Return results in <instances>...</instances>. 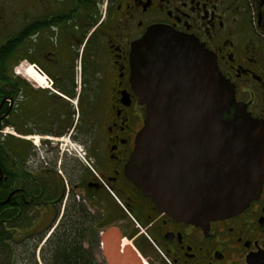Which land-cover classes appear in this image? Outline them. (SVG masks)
<instances>
[{
  "label": "flooded vegetation",
  "instance_id": "1",
  "mask_svg": "<svg viewBox=\"0 0 264 264\" xmlns=\"http://www.w3.org/2000/svg\"><path fill=\"white\" fill-rule=\"evenodd\" d=\"M13 1L0 120L12 128L0 129V227L11 240L0 241V264L41 258L57 227L62 241L91 247L97 264H264V180L239 212L191 221L160 209L126 174L146 112L131 49L151 26L202 43L264 125V0Z\"/></svg>",
  "mask_w": 264,
  "mask_h": 264
},
{
  "label": "water",
  "instance_id": "2",
  "mask_svg": "<svg viewBox=\"0 0 264 264\" xmlns=\"http://www.w3.org/2000/svg\"><path fill=\"white\" fill-rule=\"evenodd\" d=\"M131 81L146 112L126 174L185 220L245 208L264 180V125L237 101L213 54L154 25L132 44Z\"/></svg>",
  "mask_w": 264,
  "mask_h": 264
},
{
  "label": "trees",
  "instance_id": "3",
  "mask_svg": "<svg viewBox=\"0 0 264 264\" xmlns=\"http://www.w3.org/2000/svg\"><path fill=\"white\" fill-rule=\"evenodd\" d=\"M11 44L12 40L9 37L5 43L0 45V120L4 119V113L9 102L8 100L4 101V99L9 98L11 93V72L8 66L12 50ZM9 124L8 118L6 123L0 124V129ZM4 239L11 240V235L8 230L0 227V241ZM41 259L43 264H97L91 247L78 244L76 239L62 241L59 227L56 228L55 236L43 243ZM18 264H39V260L37 255L33 254V257H29L27 261Z\"/></svg>",
  "mask_w": 264,
  "mask_h": 264
},
{
  "label": "rangeland",
  "instance_id": "4",
  "mask_svg": "<svg viewBox=\"0 0 264 264\" xmlns=\"http://www.w3.org/2000/svg\"><path fill=\"white\" fill-rule=\"evenodd\" d=\"M13 0H0V28H2L3 30L0 31V45L2 43H5V41L10 37L11 35V29H12V14H13ZM4 28L7 29L4 30ZM31 72H34V69L31 68ZM6 130V134H12V128L11 125L9 124V126H7L5 128ZM30 245L28 243H24L23 245V249L26 252L28 250V248ZM21 249L19 250L20 253ZM36 255H38V252L36 253ZM38 258V256H37ZM39 264H43L42 259L39 257Z\"/></svg>",
  "mask_w": 264,
  "mask_h": 264
},
{
  "label": "bare ground",
  "instance_id": "5",
  "mask_svg": "<svg viewBox=\"0 0 264 264\" xmlns=\"http://www.w3.org/2000/svg\"><path fill=\"white\" fill-rule=\"evenodd\" d=\"M31 68H32V67H30V69H29L30 72H31ZM31 74H32V73H31Z\"/></svg>",
  "mask_w": 264,
  "mask_h": 264
},
{
  "label": "crops",
  "instance_id": "6",
  "mask_svg": "<svg viewBox=\"0 0 264 264\" xmlns=\"http://www.w3.org/2000/svg\"><path fill=\"white\" fill-rule=\"evenodd\" d=\"M8 66L11 67L10 63H8Z\"/></svg>",
  "mask_w": 264,
  "mask_h": 264
},
{
  "label": "built area",
  "instance_id": "7",
  "mask_svg": "<svg viewBox=\"0 0 264 264\" xmlns=\"http://www.w3.org/2000/svg\"><path fill=\"white\" fill-rule=\"evenodd\" d=\"M82 154H84V152H82Z\"/></svg>",
  "mask_w": 264,
  "mask_h": 264
}]
</instances>
